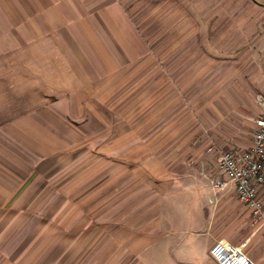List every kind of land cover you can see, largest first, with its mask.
Wrapping results in <instances>:
<instances>
[{"label": "rangeland", "instance_id": "rangeland-1", "mask_svg": "<svg viewBox=\"0 0 264 264\" xmlns=\"http://www.w3.org/2000/svg\"><path fill=\"white\" fill-rule=\"evenodd\" d=\"M132 1L146 67L131 69L114 115L98 116L103 130L82 132L50 174L0 199V264H140L128 240L155 218L177 174H194L219 240L264 256L263 232L217 167L218 152L251 143L264 98V79H252L262 75L264 51L236 50L229 34L222 43L218 11L231 12L235 0ZM223 22L229 28L233 16ZM166 204L174 222L185 220L187 198Z\"/></svg>", "mask_w": 264, "mask_h": 264}, {"label": "crops", "instance_id": "crops-1", "mask_svg": "<svg viewBox=\"0 0 264 264\" xmlns=\"http://www.w3.org/2000/svg\"><path fill=\"white\" fill-rule=\"evenodd\" d=\"M132 2L0 0L1 200L5 195L13 201L40 174H50L81 144L82 132L103 130L98 116L114 115L116 92L130 83L131 69L146 67L148 47L128 11ZM234 3L231 12L226 6L218 11L222 43L229 34L236 50L264 51V0ZM232 16L228 28L223 19ZM260 76L264 70L252 81ZM193 175L177 174L155 218L128 240L140 264H216L209 249L220 234L203 217V194L189 181ZM177 196L188 203L181 223L162 211ZM249 258L264 263V256L249 252Z\"/></svg>", "mask_w": 264, "mask_h": 264}, {"label": "built area", "instance_id": "built-area-1", "mask_svg": "<svg viewBox=\"0 0 264 264\" xmlns=\"http://www.w3.org/2000/svg\"><path fill=\"white\" fill-rule=\"evenodd\" d=\"M256 102L258 114L253 120L251 146L218 152L217 167L264 234V204L259 193L264 190V98L258 96ZM246 247L247 242L232 244L218 240L209 249V256L216 264H255L246 254Z\"/></svg>", "mask_w": 264, "mask_h": 264}]
</instances>
